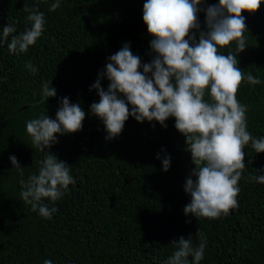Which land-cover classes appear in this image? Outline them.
Instances as JSON below:
<instances>
[{
    "label": "trees",
    "instance_id": "16d2710c",
    "mask_svg": "<svg viewBox=\"0 0 264 264\" xmlns=\"http://www.w3.org/2000/svg\"><path fill=\"white\" fill-rule=\"evenodd\" d=\"M56 2L0 0V264H167L176 250L172 242L191 236L198 246L197 231L206 237L199 264H264V184L253 178L264 175V152L257 153L251 141L244 146L237 207L214 219L185 215L191 197L184 185L195 165L175 118L169 117L163 127L130 115L122 132L106 139L103 121L91 112V104L100 100L92 85L99 79L107 91L110 83L100 73L111 55L128 44L142 65L155 57L150 47L154 37L143 21L146 0H59L60 6L50 10ZM218 2L202 0L198 7ZM25 6L44 14V30L26 52H12L11 36L4 40L2 30L9 23L17 30L13 35L30 28ZM197 15L200 31H206L205 11ZM241 15L246 49L238 55L232 41L218 52L237 55L245 77L261 81L253 85L245 79L236 93L247 107L246 130L261 139L264 0L257 11ZM196 36L198 40V32ZM28 62L35 72L26 67ZM138 70L143 73L142 67ZM45 83L56 89L55 97H42ZM209 92L204 99L210 102ZM64 97L85 112L82 129L55 134L57 142L41 150L26 123L41 115L55 119ZM128 107L131 112L132 105ZM49 152L70 167L74 183L57 201L42 198L49 209H57L45 218L22 200L21 181L38 174ZM13 155L23 173L12 165ZM165 156L170 157L167 171ZM187 259L193 264V257Z\"/></svg>",
    "mask_w": 264,
    "mask_h": 264
},
{
    "label": "clouds",
    "instance_id": "9594fccd",
    "mask_svg": "<svg viewBox=\"0 0 264 264\" xmlns=\"http://www.w3.org/2000/svg\"><path fill=\"white\" fill-rule=\"evenodd\" d=\"M261 2L219 0L218 4L201 9L198 6L202 0H146L143 21L154 37L150 47L155 57L142 65L140 58L125 44L108 58L106 70L100 73L110 81L107 91L101 87L99 79L92 85L100 100L91 104V112L103 121L108 133L106 139L117 137L130 115L138 122L155 120L163 127L167 126L165 121L169 117L175 118V128L184 135L185 150L191 153L195 165L184 185L191 197L184 207L185 215L214 219L237 207V185L245 168L244 146L251 141L257 153L264 152V138L255 139L246 130L247 107L236 99L242 81L246 79L253 85L261 81L251 74L245 77L237 66V55L218 52V47L228 46L232 41L237 42L238 55L246 49V23L241 13L257 11ZM59 6L57 0L50 10ZM24 10L29 13L30 28L13 35L17 30L9 23L2 30L4 40L11 36L8 48L12 52H26L44 30V14L27 6ZM201 10L206 14V31H200L197 14ZM193 30L199 33L198 40ZM26 67L36 71L31 62ZM141 67L143 73L138 70ZM206 90H210V102L204 99ZM55 96L56 89L45 83L42 97ZM128 104L132 105L131 112ZM84 118L85 112L79 104H72L64 97L55 119L41 115L29 120L26 130L33 144L44 150L57 142L55 134L81 130ZM9 159L14 168L23 173L24 168L17 158L13 155ZM40 163L38 174L31 175L27 182L21 181L24 189L21 198L31 204L33 211L51 218L57 209H49L42 198L59 200L62 190L74 180L69 174L70 167L54 154L49 152ZM162 165L167 171L170 157L165 156ZM253 178L264 184V175ZM197 234L198 246H193L191 236L173 241L176 250L167 264H189V256L193 257V264H199L204 256L206 237L198 231ZM44 264H52V261L45 260Z\"/></svg>",
    "mask_w": 264,
    "mask_h": 264
}]
</instances>
